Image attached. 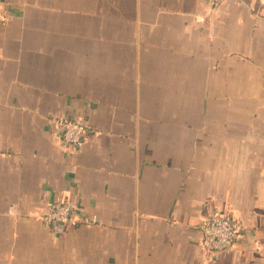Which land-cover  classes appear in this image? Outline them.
Wrapping results in <instances>:
<instances>
[{
    "label": "crops",
    "instance_id": "crops-1",
    "mask_svg": "<svg viewBox=\"0 0 264 264\" xmlns=\"http://www.w3.org/2000/svg\"><path fill=\"white\" fill-rule=\"evenodd\" d=\"M0 1V264H264V0Z\"/></svg>",
    "mask_w": 264,
    "mask_h": 264
},
{
    "label": "built area",
    "instance_id": "built-area-1",
    "mask_svg": "<svg viewBox=\"0 0 264 264\" xmlns=\"http://www.w3.org/2000/svg\"><path fill=\"white\" fill-rule=\"evenodd\" d=\"M211 9L217 8L224 0H208ZM1 5V1H0ZM2 9L0 6V16ZM61 130L64 145L77 150L84 134L89 130L88 125L81 120L61 118L56 120ZM43 219L61 224L76 222L73 206L63 200L54 202L51 209L43 215ZM203 245L207 255H213L227 250L236 249L245 237L240 223L227 211H214L207 216L202 225Z\"/></svg>",
    "mask_w": 264,
    "mask_h": 264
}]
</instances>
